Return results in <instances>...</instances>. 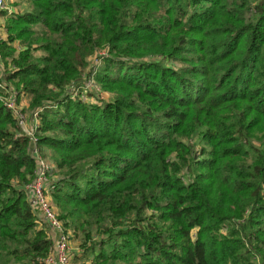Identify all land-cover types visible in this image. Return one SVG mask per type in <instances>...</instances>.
<instances>
[{"label":"trees","instance_id":"obj_1","mask_svg":"<svg viewBox=\"0 0 264 264\" xmlns=\"http://www.w3.org/2000/svg\"><path fill=\"white\" fill-rule=\"evenodd\" d=\"M20 2L0 10V264L52 246L25 189L34 147L75 258L264 264V0Z\"/></svg>","mask_w":264,"mask_h":264},{"label":"built area","instance_id":"obj_2","mask_svg":"<svg viewBox=\"0 0 264 264\" xmlns=\"http://www.w3.org/2000/svg\"><path fill=\"white\" fill-rule=\"evenodd\" d=\"M5 9L8 13L12 12L7 1L0 0V10ZM1 61L0 68L1 66L4 67L3 62ZM8 68H10V66ZM2 74L3 72L0 69V76ZM88 84L89 86H87L86 89L91 88L93 81H89ZM0 86L3 87L1 82ZM5 91H7L9 95L7 97H3L4 103L6 108L11 111L14 118L17 119L18 126L20 128L19 134L24 135L32 142H35L37 139L36 131L39 126V118L37 117V114L35 113L33 116L29 117L24 111L25 105L23 100L18 101L17 94L9 88H6ZM79 92V90L73 91L71 94L72 97L77 96L82 99L81 96H78ZM80 93L87 97L86 100L82 99L83 101H89L88 95H86V90L83 93ZM32 154L37 166L33 179L25 186L26 193L40 220L45 221L53 230L56 231L57 234L54 243L44 258V264H71L73 247L71 245L69 231L64 229L61 220L58 218L55 207L52 204L51 198L49 197V174L53 169V164L48 158L44 157L36 147L32 149Z\"/></svg>","mask_w":264,"mask_h":264},{"label":"rangeland","instance_id":"obj_3","mask_svg":"<svg viewBox=\"0 0 264 264\" xmlns=\"http://www.w3.org/2000/svg\"><path fill=\"white\" fill-rule=\"evenodd\" d=\"M6 1L9 4V8H11V10H12V12H11L12 14H16L18 12H22L26 8V4L20 2L21 0H6ZM6 24H7L6 17H0V36L4 40H6L7 37H8V33L4 31L5 30V27H6ZM35 53L38 54L39 52H35ZM90 59H91V62H92V60L93 61L95 60L94 57H90ZM98 60L100 62L101 61V58H99ZM1 62H3V60ZM98 64H100V63H98ZM0 69H1V71L3 73L4 72H7V69L5 68V65H4V67L1 66ZM102 95L103 96H106V94L104 92H102ZM78 96H81V98L83 100H86V98H87L85 95H82L80 92L78 93ZM91 102H93V101H91ZM23 103H24L25 106H26V103H27V106H29V100H28V98L26 99V102H25V100H23ZM26 111H27V114H29V110H26ZM49 197L51 198V196H49ZM49 232H50L49 236L51 237V231H49ZM69 235H70V239H71V245L74 248V250L72 251V255H71V264H91L89 258H87V257H83L82 259L75 258V256H77V255H74V253H75V250L76 249L78 250L79 241H78V239H73L72 238L73 234H72V231L71 230H69ZM53 242H54V240L52 241V244H53Z\"/></svg>","mask_w":264,"mask_h":264},{"label":"crops","instance_id":"obj_4","mask_svg":"<svg viewBox=\"0 0 264 264\" xmlns=\"http://www.w3.org/2000/svg\"><path fill=\"white\" fill-rule=\"evenodd\" d=\"M42 221V224H43V226L45 227V229L48 231V234H50V232L49 231H51V237H50V239L53 241H55V239H56V231L55 230H53L45 221H43V220H41ZM54 243V242H53ZM73 250H74V248H73ZM76 254H78V252H77V249L75 250V253H74V255H76Z\"/></svg>","mask_w":264,"mask_h":264}]
</instances>
